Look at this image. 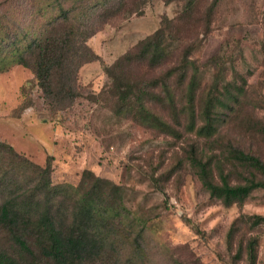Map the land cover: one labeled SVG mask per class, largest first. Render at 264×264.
<instances>
[{"label":"rangeland","instance_id":"obj_1","mask_svg":"<svg viewBox=\"0 0 264 264\" xmlns=\"http://www.w3.org/2000/svg\"><path fill=\"white\" fill-rule=\"evenodd\" d=\"M41 1L31 5L36 9ZM185 5L149 0L141 16L115 21L90 38L87 45L99 60L81 67L80 95L63 112L50 113L30 70L13 66L1 72L0 141L37 165L50 158L54 184L77 186L90 171L119 187L124 220L110 237L120 257L107 264H250L244 246L251 236L257 238L253 264H264V225L242 229L233 248L227 244L240 215L264 217V190L251 192L242 207H226L210 197L188 161L194 143L206 155L219 154L229 143L264 163V0H194L190 12ZM175 18L166 28L169 50L176 61L187 54L204 75L205 90L195 105L198 125L211 87L227 86L220 89L223 105L212 113L217 131L211 142H196L186 112L177 111L179 134H165L117 116L107 94L105 68ZM230 175L231 186L248 177L244 170ZM137 243L142 256L134 257Z\"/></svg>","mask_w":264,"mask_h":264},{"label":"trees","instance_id":"obj_2","mask_svg":"<svg viewBox=\"0 0 264 264\" xmlns=\"http://www.w3.org/2000/svg\"><path fill=\"white\" fill-rule=\"evenodd\" d=\"M31 1L0 2V73L13 66L30 70L54 115L71 108L79 97L81 67L99 60L87 41L104 26L141 16L149 0H40L36 9ZM184 1V11L190 12L194 0ZM54 9L55 16L44 21ZM174 23L176 18L161 22L152 35L105 68L111 84L107 94L114 99L117 116L165 134H179L177 111L186 112L196 142H211L217 131L212 113L219 110L217 104L223 105L220 89L227 86L211 87L198 125L195 105L205 90L204 75L187 54L176 61L169 50L171 34L166 28ZM155 108L165 114H156ZM222 148L217 155H206L194 143L188 161L210 197L226 207H242L251 192L264 190V181L257 179L264 177V163L229 143ZM239 170L248 177L231 186L230 174ZM51 174L50 158L44 166L37 165L0 141V264L115 262L120 250L111 249L110 233L124 220L119 187L90 171L82 173L77 186L54 184ZM262 225L264 217L240 215L228 230V246L233 248L242 229L254 231ZM256 247V237L245 241L250 264L255 262ZM242 248L240 244L237 258ZM133 256H142L139 244Z\"/></svg>","mask_w":264,"mask_h":264}]
</instances>
